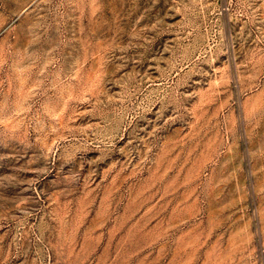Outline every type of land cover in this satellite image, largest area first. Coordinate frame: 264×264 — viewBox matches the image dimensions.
I'll list each match as a JSON object with an SVG mask.
<instances>
[{
	"label": "rangeland",
	"instance_id": "374dc122",
	"mask_svg": "<svg viewBox=\"0 0 264 264\" xmlns=\"http://www.w3.org/2000/svg\"><path fill=\"white\" fill-rule=\"evenodd\" d=\"M0 264H264V0H0Z\"/></svg>",
	"mask_w": 264,
	"mask_h": 264
}]
</instances>
